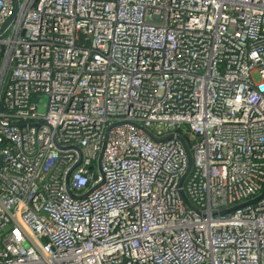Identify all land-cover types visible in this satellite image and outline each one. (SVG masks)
<instances>
[{"label":"built area","instance_id":"built-area-1","mask_svg":"<svg viewBox=\"0 0 264 264\" xmlns=\"http://www.w3.org/2000/svg\"><path fill=\"white\" fill-rule=\"evenodd\" d=\"M0 161V264H264V0H0Z\"/></svg>","mask_w":264,"mask_h":264},{"label":"water","instance_id":"water-1","mask_svg":"<svg viewBox=\"0 0 264 264\" xmlns=\"http://www.w3.org/2000/svg\"><path fill=\"white\" fill-rule=\"evenodd\" d=\"M136 126H139L138 124H136ZM140 127V126H139ZM150 138L155 140V141H163V140H166L170 137H172V135H168L166 137H163V138H160V139H157L156 137H154L153 135L149 134ZM176 138L180 141V143L182 144L183 146V149L185 151V154H186V157H187V167H186V170H185V173H184V176L188 173V171L190 170L191 166H192V156H191V153H190V150L184 140V138L180 135H176ZM58 148H61L60 146L57 145ZM63 148V147H62ZM64 148H75L79 153H80V150L77 148V147H72V146H69V147H64ZM103 148H104V143L102 145V148L99 152V155H98V159H97V165H98V170H99V173L102 175V172H101V168H100V161H101V156H102V151H103ZM0 166H1V161H0ZM264 193V191H263Z\"/></svg>","mask_w":264,"mask_h":264},{"label":"rangeland","instance_id":"rangeland-1","mask_svg":"<svg viewBox=\"0 0 264 264\" xmlns=\"http://www.w3.org/2000/svg\"><path fill=\"white\" fill-rule=\"evenodd\" d=\"M46 101V97L45 96H42L39 100V107H38V110L40 112H43L44 111V103Z\"/></svg>","mask_w":264,"mask_h":264},{"label":"trees","instance_id":"trees-1","mask_svg":"<svg viewBox=\"0 0 264 264\" xmlns=\"http://www.w3.org/2000/svg\"><path fill=\"white\" fill-rule=\"evenodd\" d=\"M183 137H184V139H186V140H187V137H186V135H184V134H183Z\"/></svg>","mask_w":264,"mask_h":264}]
</instances>
